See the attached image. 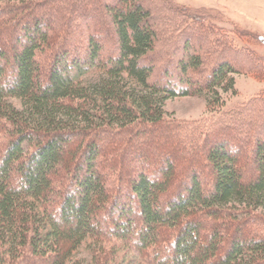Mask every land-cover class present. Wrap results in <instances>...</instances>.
Listing matches in <instances>:
<instances>
[{"label": "trees", "instance_id": "1", "mask_svg": "<svg viewBox=\"0 0 264 264\" xmlns=\"http://www.w3.org/2000/svg\"><path fill=\"white\" fill-rule=\"evenodd\" d=\"M66 1L0 9V44H13L0 46V264H79L83 245L113 237L157 248V264H264V93L223 109L235 75L264 82V38L241 30L240 47L172 0ZM187 97L220 116L192 131L166 117Z\"/></svg>", "mask_w": 264, "mask_h": 264}, {"label": "rangeland", "instance_id": "2", "mask_svg": "<svg viewBox=\"0 0 264 264\" xmlns=\"http://www.w3.org/2000/svg\"><path fill=\"white\" fill-rule=\"evenodd\" d=\"M11 1L13 3H17L18 0H0V9L4 8V3ZM73 0H67L65 3L56 4L57 6H65L69 7L70 3ZM88 0H81L80 4H85ZM173 3L177 4L179 7H187L193 11H200L206 14L212 15L215 20L214 24L217 26L221 25L227 29H229L231 36L235 39V42L238 46L243 47L245 43L240 39L239 31L248 30L253 33H256L264 38V0H172ZM79 4V5H80ZM78 5L76 11L80 13L81 7ZM90 7V6H89ZM178 12V11H176ZM180 15L176 13L177 22L178 16ZM70 18V17H69ZM57 14L52 12V14L47 17L44 21L45 24H50L53 29L58 28L56 22L58 21ZM71 21L73 24L75 23L77 26L81 25V21L78 16H72ZM84 23V22H82ZM171 29V28H170ZM178 30V29H177ZM235 33H233L232 31ZM174 33L176 30H172ZM103 40L104 44H109L110 40L113 39V34L111 32L104 33ZM61 32L56 31L51 35V49H48L47 54H52L53 50L56 48V45L62 41ZM2 43L0 44L1 48L4 51H7L12 47V42L9 44L5 39V36L2 38ZM112 42V41H111ZM259 51L264 54V47L259 46ZM49 59V58H48ZM235 92L231 91L228 95L224 96L225 104L223 106L224 110H229L234 106H243L246 105L249 101L257 98L259 95L264 93V82H259L254 78L246 75H235ZM100 80V75L90 74L84 78L86 84H94ZM15 107L19 110H22L21 103L19 101L12 102ZM223 110V111H224ZM164 112L166 117H168L172 121H178L182 123H186L187 127H190L189 131L192 129L199 130V127L203 126L204 123L208 122L210 119H215L220 116L221 112H210L208 108V103L201 97H187V98H177L166 102L164 106ZM187 134H191L189 132ZM186 132V131H184ZM155 131H151L148 134H154ZM183 134V133H182ZM186 134V133H185ZM1 135V134H0ZM184 136V135H183ZM148 137H146L147 139ZM3 138L0 136V140ZM161 146L165 147V141L159 140ZM169 145V144H168ZM181 146V145H180ZM187 149H192V145L188 144L185 146ZM2 148V147H1ZM204 155L200 154L199 157L201 159V163L204 165V168L207 167V162ZM126 159L129 161L128 168H132L131 163L135 160V157L128 153ZM176 161L178 159V163L183 167H187L186 163L183 164L182 159L175 158ZM174 164V163H173ZM209 165V164H208ZM179 170L181 168L179 167ZM182 172V170H181ZM201 172V171H199ZM248 172L249 168H248ZM187 175V174H186ZM185 175V176H186ZM208 176L207 180H203L204 185L208 184V180L211 177V173L209 174L208 169H204L201 173V176ZM123 195H126L124 188L120 191ZM115 193V192H114ZM119 194V192H117ZM127 197V196H123ZM128 198V197H127ZM126 198H122L120 202V207L127 205ZM129 205V204H128ZM136 207V206H135ZM264 214V213H263ZM140 217L137 216V222L140 223ZM108 222L111 226L112 222ZM140 225H136L134 228L135 231L139 229ZM111 229L107 228V232L109 233ZM257 231V229H256ZM258 232V231H257ZM259 233H261L259 231ZM264 234V232H263ZM108 238V237H107ZM110 238V237H109ZM132 238V237H131ZM109 241H102V243L98 245L88 244L83 245L79 253L76 255V261L79 264H157L156 253L157 248H151L150 250H145L144 252L138 251L134 246H131V250L128 251L125 249L124 244L127 242H122L118 237L111 238ZM134 239V237H133ZM155 250V251H154ZM113 260V262H111Z\"/></svg>", "mask_w": 264, "mask_h": 264}]
</instances>
